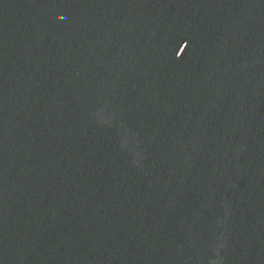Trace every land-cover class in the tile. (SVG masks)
Masks as SVG:
<instances>
[{
	"label": "water",
	"instance_id": "obj_1",
	"mask_svg": "<svg viewBox=\"0 0 264 264\" xmlns=\"http://www.w3.org/2000/svg\"><path fill=\"white\" fill-rule=\"evenodd\" d=\"M0 264H264V0H0Z\"/></svg>",
	"mask_w": 264,
	"mask_h": 264
}]
</instances>
